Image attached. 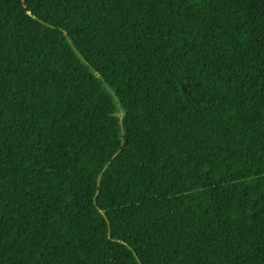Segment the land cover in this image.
I'll use <instances>...</instances> for the list:
<instances>
[{"label":"trees","instance_id":"obj_1","mask_svg":"<svg viewBox=\"0 0 264 264\" xmlns=\"http://www.w3.org/2000/svg\"><path fill=\"white\" fill-rule=\"evenodd\" d=\"M0 264H264V0H0Z\"/></svg>","mask_w":264,"mask_h":264},{"label":"rangeland","instance_id":"obj_2","mask_svg":"<svg viewBox=\"0 0 264 264\" xmlns=\"http://www.w3.org/2000/svg\"><path fill=\"white\" fill-rule=\"evenodd\" d=\"M116 101H117V104H118V112H117V114H118L120 117H122V116H123V110H122L120 104L118 103V100H116ZM53 148H54L55 153H58L59 148H60V144H59V142H58V143L56 142Z\"/></svg>","mask_w":264,"mask_h":264}]
</instances>
